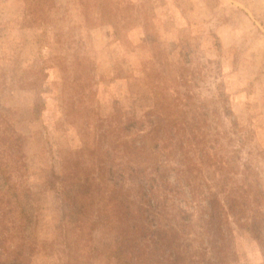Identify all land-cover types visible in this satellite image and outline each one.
Masks as SVG:
<instances>
[{
  "label": "rangeland",
  "instance_id": "obj_1",
  "mask_svg": "<svg viewBox=\"0 0 264 264\" xmlns=\"http://www.w3.org/2000/svg\"><path fill=\"white\" fill-rule=\"evenodd\" d=\"M0 264H264V0H0Z\"/></svg>",
  "mask_w": 264,
  "mask_h": 264
},
{
  "label": "trees",
  "instance_id": "obj_2",
  "mask_svg": "<svg viewBox=\"0 0 264 264\" xmlns=\"http://www.w3.org/2000/svg\"><path fill=\"white\" fill-rule=\"evenodd\" d=\"M166 167L167 166H165V165L163 166V168H162L163 171H165L164 169H166ZM155 169L159 170L158 166ZM174 171H176L177 176L182 175L180 168H178L177 166H171L168 168L169 175ZM151 176H153V175H151ZM149 180H151L149 182V188H146V186H145V184H143V182L139 183V185H141V194H142L141 202H142V205L140 206V208L138 210H142L143 211L142 214H145L147 209H148V208H142V206L144 204L147 205L148 207L154 206L155 204H158V201L156 198V196H157L156 192L158 191L160 185L157 182L158 180L154 177H150ZM164 180H165V178H164ZM169 183H170V181H169ZM167 191L170 193L172 191V188H168ZM151 194H153L152 198L148 197ZM207 202H208V205L205 208L206 209V218L203 220V222H204V225H206L204 228L210 234V238H208V239H210L209 241H211V242L218 240L220 243H225V234L227 232V229H228L227 226L228 225L225 227V226H221L218 224L219 221L222 218H224V213H223V210L220 208L221 206H219L218 200L215 198L214 193H212L211 191L207 197ZM82 207H84V206H82ZM215 224H217V230H214V226H216ZM122 228H123V230H120L122 232H119L120 234H118V236H119L118 239H120L125 245L131 244L132 242H134V238L132 237L134 231L131 230L130 228H127V227H122ZM169 231L171 232V227H170ZM260 236H261V234H260ZM260 236L258 235V237H260ZM213 237H215V239ZM125 242H128V243L126 244ZM216 247H217V249H215ZM212 248H214V250L219 252V250H221L222 247L220 245L219 246L217 245V246H213Z\"/></svg>",
  "mask_w": 264,
  "mask_h": 264
}]
</instances>
